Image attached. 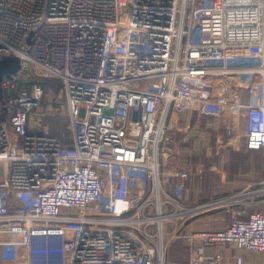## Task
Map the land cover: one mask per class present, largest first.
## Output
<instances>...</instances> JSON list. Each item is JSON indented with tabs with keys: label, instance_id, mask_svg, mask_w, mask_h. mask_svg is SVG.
<instances>
[{
	"label": "built area",
	"instance_id": "1",
	"mask_svg": "<svg viewBox=\"0 0 264 264\" xmlns=\"http://www.w3.org/2000/svg\"><path fill=\"white\" fill-rule=\"evenodd\" d=\"M9 56L0 264H182L168 259L177 243L183 264L264 257V209L250 210L264 178L202 198L204 157L241 137L264 151V0H0ZM48 116L68 118L71 144ZM218 208L224 226L186 230ZM227 244L244 252L226 259Z\"/></svg>",
	"mask_w": 264,
	"mask_h": 264
},
{
	"label": "crops",
	"instance_id": "2",
	"mask_svg": "<svg viewBox=\"0 0 264 264\" xmlns=\"http://www.w3.org/2000/svg\"><path fill=\"white\" fill-rule=\"evenodd\" d=\"M51 118H56L55 120L59 122L58 119L61 117L48 116L44 118L42 123L48 128L50 126L47 124V120ZM65 128L67 129V125ZM49 129L56 135L63 132V126L57 132L53 131L52 127ZM203 161L207 167L202 183L203 199H208L217 194L237 193L246 187L256 188L264 178V151L246 149L243 137L236 141L234 147L229 148L228 154L215 157L213 155L206 156ZM256 198L259 199L260 203L247 209H264L263 196ZM246 216L247 214H244V217ZM230 219V212L224 208H218L194 216L187 222L186 230L219 228ZM221 250L226 259H232L236 254L244 252L230 244L221 247ZM186 258L184 257L180 262L183 264ZM245 264H264V257L259 253H246Z\"/></svg>",
	"mask_w": 264,
	"mask_h": 264
},
{
	"label": "water",
	"instance_id": "3",
	"mask_svg": "<svg viewBox=\"0 0 264 264\" xmlns=\"http://www.w3.org/2000/svg\"><path fill=\"white\" fill-rule=\"evenodd\" d=\"M20 67V59L16 56L9 57H0V88H2V81L6 78H12L13 74L17 72ZM19 84L23 86H28L32 83L33 80H21L17 79ZM41 85L45 84V80L38 81ZM135 117H137L138 113H134Z\"/></svg>",
	"mask_w": 264,
	"mask_h": 264
},
{
	"label": "rangeland",
	"instance_id": "4",
	"mask_svg": "<svg viewBox=\"0 0 264 264\" xmlns=\"http://www.w3.org/2000/svg\"><path fill=\"white\" fill-rule=\"evenodd\" d=\"M28 43H30V40H28ZM51 81H52V82H51ZM53 82H56V79H50L49 82L46 81V87H47V89L50 88V87H52L54 94H55L56 96L61 97L60 90H57V88H55V83H53ZM60 99H62V98H60ZM62 100H63V99H62ZM55 119H56V118H51V119L47 120V124L50 126L49 128L52 127L53 131H56V132H57L58 129H59L60 127L63 126V131H64V130L66 129L65 126L68 124V118L65 117V116H62L60 119H58L59 122L56 121ZM64 128H65V129H64ZM50 131H51V130H50ZM61 131H62V130H61ZM51 132H52V131H51ZM66 133H67V136H68L69 138H71V133H70L69 129H66ZM177 244L182 245L183 243H177ZM174 248H178V246L175 245L173 248H171V249H172V250H171V256H172V257L174 256V254H172V253H174V250H173ZM5 263H6V264H26V262H25L24 259L9 260V261H7V262H3V263H1V264H5ZM180 263H181V262H180Z\"/></svg>",
	"mask_w": 264,
	"mask_h": 264
},
{
	"label": "trees",
	"instance_id": "5",
	"mask_svg": "<svg viewBox=\"0 0 264 264\" xmlns=\"http://www.w3.org/2000/svg\"><path fill=\"white\" fill-rule=\"evenodd\" d=\"M47 82H49L50 81V79H47L46 80ZM52 82V81H51ZM53 83H55V88H57V90H59L60 89V87H61V82L59 81V80H57L56 79V82H53ZM45 84H46V82H45ZM20 87H23V85L21 84V85H19ZM18 86V87H19ZM56 135V134H55ZM58 136H60L62 139H63V141H64V143L65 144H71V139L67 136V133H66V129L60 134V135H58ZM178 246V248H174L173 250H174V253H172V254H174V256L172 257L171 256V250L172 249H170L169 251H168V259H170V260H181V259H183L184 257H187V250H186V247L182 244V245H179V244H174L173 246H172V248L174 247V246Z\"/></svg>",
	"mask_w": 264,
	"mask_h": 264
}]
</instances>
